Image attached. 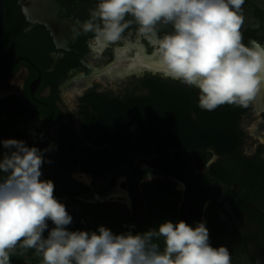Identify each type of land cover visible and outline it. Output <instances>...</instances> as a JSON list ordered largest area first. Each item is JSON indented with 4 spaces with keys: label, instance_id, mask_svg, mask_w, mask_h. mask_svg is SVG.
I'll return each mask as SVG.
<instances>
[{
    "label": "flooded vegetation",
    "instance_id": "flooded-vegetation-1",
    "mask_svg": "<svg viewBox=\"0 0 264 264\" xmlns=\"http://www.w3.org/2000/svg\"><path fill=\"white\" fill-rule=\"evenodd\" d=\"M97 3L4 0L5 50L21 59L0 70V141L23 140L41 150L51 146L44 153L41 179L54 182V196L63 204H106L126 213L142 233L153 219V207L171 203L176 210L168 221L183 220L193 227L204 222L212 246L226 244L233 257L241 255L247 264H255L253 254L264 249V208L210 174L222 157L210 149L182 148H166L167 158L145 155L144 143L108 139L99 144L86 132L85 122L98 119L93 97L129 106L151 95L152 82L199 94L197 88L164 79L147 67L157 38L139 35L135 24L107 46L92 33L76 35L73 27L79 28L77 21L88 19ZM242 12L244 43L255 39L264 44V0H244ZM71 95L74 101L67 100ZM236 107L243 110L240 122L245 113H259L258 122L264 123V92L247 108ZM5 151L0 143V156ZM153 182L159 188L151 202L146 185Z\"/></svg>",
    "mask_w": 264,
    "mask_h": 264
},
{
    "label": "clouds",
    "instance_id": "clouds-1",
    "mask_svg": "<svg viewBox=\"0 0 264 264\" xmlns=\"http://www.w3.org/2000/svg\"><path fill=\"white\" fill-rule=\"evenodd\" d=\"M243 4L98 0L73 31L92 33L107 46L135 24L139 35L157 38L147 67L164 79L197 88L201 109L214 111L225 104L247 108L264 92V44L255 39L244 43ZM24 12L28 15L26 7ZM0 143L7 150L0 156V264H11L13 255L30 249L41 264H231L226 246L211 245L204 222L193 227L165 220L135 234H114L103 225L97 231L68 230L73 217L54 196V182L41 179L44 153L51 146L41 150L17 139ZM49 221L54 225L50 230Z\"/></svg>",
    "mask_w": 264,
    "mask_h": 264
},
{
    "label": "trees",
    "instance_id": "trees-1",
    "mask_svg": "<svg viewBox=\"0 0 264 264\" xmlns=\"http://www.w3.org/2000/svg\"><path fill=\"white\" fill-rule=\"evenodd\" d=\"M151 85L150 96L134 100L129 106L120 102L108 105L99 98H91L93 102H98L95 109L98 119L85 122L86 132L95 135V142L99 144L108 139L113 142L144 143L148 152H141L142 154H158L165 158L168 152L163 150L166 148L190 151L210 149L213 154L222 157V160L211 166L210 174L222 182L235 185L240 196L263 208L264 159L259 156L261 147L253 157L242 154L245 134L239 124L243 110L225 104L214 111H206L198 106L199 94L196 92L182 88L172 89L162 82H152ZM158 188L155 182L147 183L146 195L149 201L155 199ZM64 205L73 217L72 223L67 226L70 231H97L103 225L114 234L124 233L130 228L134 229V234L141 232L134 228L126 213L106 204ZM175 210V205L171 203L162 209L153 207V219L142 232L157 227L168 220L169 215L173 217ZM52 227L54 225L49 221V230ZM47 234L45 231V237ZM159 243L163 248L162 239ZM232 254L230 252L231 264H240ZM11 264H41V258L30 249L24 255H13Z\"/></svg>",
    "mask_w": 264,
    "mask_h": 264
},
{
    "label": "rangeland",
    "instance_id": "rangeland-1",
    "mask_svg": "<svg viewBox=\"0 0 264 264\" xmlns=\"http://www.w3.org/2000/svg\"><path fill=\"white\" fill-rule=\"evenodd\" d=\"M120 87V86H119ZM118 87V88H119ZM120 89V88H119ZM68 101H74L75 96L71 95L67 99ZM261 116L259 113H245L244 116L242 117V120L240 122V127L243 130L245 134V140L244 144L242 146V154L246 157H253L255 156L258 152L259 147H261V150L259 152V156L264 159V143H262L260 140L256 139L254 135L252 134V129L257 126L260 121ZM264 132V128L262 130ZM115 200H119L116 198ZM95 202V201H94ZM96 202H103L101 200H96ZM104 202H111L110 199ZM264 208V207H263ZM228 246V245H227ZM241 256V255H240ZM238 257V261L240 264H247V261L244 259V257Z\"/></svg>",
    "mask_w": 264,
    "mask_h": 264
},
{
    "label": "water",
    "instance_id": "water-1",
    "mask_svg": "<svg viewBox=\"0 0 264 264\" xmlns=\"http://www.w3.org/2000/svg\"><path fill=\"white\" fill-rule=\"evenodd\" d=\"M3 0H0V70L17 63L21 57H10L5 50L4 36H3ZM185 155L187 153L185 152ZM255 264H264V249L258 254H253Z\"/></svg>",
    "mask_w": 264,
    "mask_h": 264
},
{
    "label": "bare ground",
    "instance_id": "bare-ground-1",
    "mask_svg": "<svg viewBox=\"0 0 264 264\" xmlns=\"http://www.w3.org/2000/svg\"><path fill=\"white\" fill-rule=\"evenodd\" d=\"M262 128H264V123H261V122H259L258 124H257V126L256 127H254L253 129H252V134L254 135V137L256 138V139H258V140H260L262 143H264V132L263 131H261L262 130ZM119 193H121V192H116V193H114L113 195H118Z\"/></svg>",
    "mask_w": 264,
    "mask_h": 264
}]
</instances>
